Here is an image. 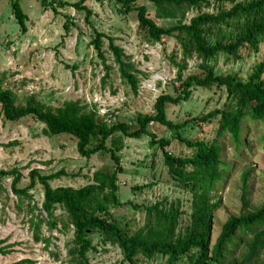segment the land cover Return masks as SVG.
Instances as JSON below:
<instances>
[{"label":"trees","instance_id":"obj_1","mask_svg":"<svg viewBox=\"0 0 264 264\" xmlns=\"http://www.w3.org/2000/svg\"><path fill=\"white\" fill-rule=\"evenodd\" d=\"M76 0H41L43 6L50 5L54 11L57 7L70 5L84 11L85 23L91 25L93 14L85 2ZM102 2L103 0H95ZM110 1V0H109ZM119 5L121 13L136 12L138 28L146 36L162 42L165 36L173 37L179 47L180 59L172 63L176 74L170 82L175 94L161 92L155 98L153 112H137L132 120H117L100 116L96 104H87L79 99H66L56 106L48 105L34 93L24 96V102L17 101L16 93L2 84L5 74H0V113L5 120L16 121L26 116H33L43 126L46 135L66 133L76 138L77 152L80 156L90 158L93 154L107 153L113 168L96 169L88 183L79 186H51L50 181L65 175L64 170L42 174L39 169L28 172L29 182L26 186L18 184L22 178L20 170L13 167L0 169V181L5 176L11 177V190L17 199H32L29 190L36 183L43 188L40 214L30 218L34 238L42 240L47 247L49 237L40 236L41 223L45 221L49 228H57L55 211L60 208L66 215L62 229L72 227V237L65 243L66 264H92L90 252L97 251L99 245H115L119 248L121 258L115 264H140L145 260L160 258L165 264H249L255 260L259 250L264 247V205L253 209H244L237 215H229L221 226L215 241L211 243L212 213L218 204L212 194L216 183L222 178L227 163L221 159V145L217 139H189L182 135V130L190 123H210L218 119L216 137L228 133L236 149L242 146L241 127L248 116L254 121L264 122V0H149L154 8L150 16L144 4L138 0H112ZM13 15L21 33L27 31L28 15L23 12L18 1L11 5ZM72 19L67 16L63 23L65 34L69 33ZM92 38L89 43L101 59L104 68L102 81L109 75L111 66L106 64V52L103 39H107V49L118 66L120 79L133 94L138 93L136 68L122 47L114 38L92 26ZM251 54H261L244 79L237 73H219L215 68L217 56L223 55L233 61L242 60ZM196 58L197 71L184 75L187 60ZM72 71L76 65H68ZM194 87L221 88L225 100L221 107L191 117L183 122H174L167 117L168 104H179L188 100ZM111 118H114L113 120ZM134 121V124L132 123ZM156 123L172 131L171 138L157 137L149 130V124ZM149 136V146H157L162 151L163 163L168 174L175 180L179 189L189 194V211L182 209L180 198L170 199L166 196L147 204L128 201L135 208L144 212L141 225L131 229L120 225L114 218L112 209L122 202L119 198V174L125 172L121 165V150L126 138L137 139ZM176 138L191 148L190 155H176L166 150ZM250 167L241 173L242 193L240 200L246 206L248 200V176ZM148 184H135L133 190H143ZM28 202V204H30ZM36 204L29 206L33 213ZM183 215L186 223L182 224ZM251 236L245 241V252L238 261L233 255L243 236ZM97 241L93 242L94 237ZM12 245L4 244L0 239V254L10 252ZM230 258V260L226 259ZM25 259L11 264H23Z\"/></svg>","mask_w":264,"mask_h":264},{"label":"rangeland","instance_id":"obj_2","mask_svg":"<svg viewBox=\"0 0 264 264\" xmlns=\"http://www.w3.org/2000/svg\"><path fill=\"white\" fill-rule=\"evenodd\" d=\"M18 1L24 13L28 15L27 31L21 33L13 15L11 5ZM70 3L76 0H66ZM85 4L92 9L91 25L84 21V11L76 10L70 5L57 7L43 6L41 0H0V74H5L4 87L12 89L17 101L24 102V96L34 93L38 99L48 105L56 106L66 99H79L87 104H96L100 116L117 120H132L137 112H153V102L161 92L175 94L170 83L176 74L172 63L180 59L179 47L173 37L165 36L162 42L149 39L138 28L136 12L121 13L119 5L112 0L98 2L88 0ZM144 4L150 16L154 8L149 0H138ZM69 16L75 25L65 34L63 23ZM92 26L112 36L116 44L123 48L131 62L140 70L137 74L138 93L120 79L118 66L107 49L104 38L103 49L106 52V64L111 66L109 75L102 81L104 68L100 57L89 41L92 38ZM261 54H251L242 60L233 61L223 55L217 56L215 68L219 73H237L246 78L252 66L261 59ZM196 58L187 60L184 75L197 71ZM76 65L74 71L65 65ZM264 76V73H263ZM225 93L221 88L194 87L191 97L179 104H168L167 117L174 122H183L194 116L206 113L215 107H221ZM112 120L114 118H111ZM134 124V121L132 122ZM218 119L210 123L194 125L190 123L182 130V135L189 139H217L221 145V159L227 163L222 178L216 183L214 198L218 204L212 213L211 243L221 230L229 215H237L244 209H253L264 205V122L254 121L248 116L242 123L241 136L243 144L239 149L228 133L216 137ZM43 124L33 116L22 117L16 121L3 119L0 113V169L9 170L16 167L22 178L20 187L29 182L28 172L39 169L42 174L64 170L65 175L50 181L51 186L79 187L89 182L96 169H112L113 164L107 153H98L85 158L79 155L76 138L61 133L48 136L43 131ZM149 130L157 137L171 138L172 131L156 123L149 124ZM149 136L126 138L121 150V165L125 172L119 174L118 195L121 204L112 209L114 218L120 225L131 229L142 224L144 212L135 208L136 204H147L161 197L180 198L182 209L189 211V194L175 185V180L167 172L163 163V154L157 146H149ZM166 150L176 155H190L191 148L176 138L172 139ZM250 167L248 176V202L242 206L240 195L241 173ZM11 177L5 176L0 181V239L4 244L12 245L10 252L0 254V264H11L25 259L23 264H66L65 243L72 237V227L62 229L66 221L65 213L57 208L55 216L57 228L50 229L43 221L40 236L49 237L47 247L42 240L34 238L30 218L40 214L43 188L39 183L29 190L31 202L26 198L17 199L11 190ZM143 190H133L135 184H148ZM30 202V204H28ZM36 204L33 213L29 206ZM183 215L182 224L186 223ZM239 241L234 257L239 261L245 252V241L251 233ZM98 239L95 236L93 242ZM92 264H115L121 258L120 250L115 245H99L97 251L90 252ZM230 260L229 256L226 259ZM183 264L182 261L178 262ZM140 264H165L163 259L145 260ZM249 264H264V247L259 250L255 260Z\"/></svg>","mask_w":264,"mask_h":264}]
</instances>
